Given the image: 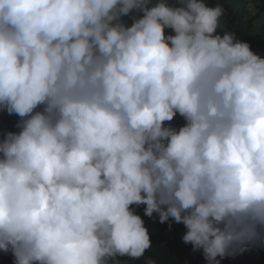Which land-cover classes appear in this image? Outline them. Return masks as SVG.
Returning <instances> with one entry per match:
<instances>
[{"label": "clouds", "instance_id": "obj_1", "mask_svg": "<svg viewBox=\"0 0 264 264\" xmlns=\"http://www.w3.org/2000/svg\"><path fill=\"white\" fill-rule=\"evenodd\" d=\"M225 11L0 0V264H264V49Z\"/></svg>", "mask_w": 264, "mask_h": 264}, {"label": "trees", "instance_id": "obj_2", "mask_svg": "<svg viewBox=\"0 0 264 264\" xmlns=\"http://www.w3.org/2000/svg\"><path fill=\"white\" fill-rule=\"evenodd\" d=\"M208 0L210 5L219 3L225 8V15L221 18L224 30L232 31L236 36L246 41L250 46H260L264 49V32L258 36L254 20L264 13V0ZM257 9H259L257 11Z\"/></svg>", "mask_w": 264, "mask_h": 264}, {"label": "rangeland", "instance_id": "obj_3", "mask_svg": "<svg viewBox=\"0 0 264 264\" xmlns=\"http://www.w3.org/2000/svg\"><path fill=\"white\" fill-rule=\"evenodd\" d=\"M255 23L257 24V26L260 28L261 31L264 30V16H260L259 18H257L255 20ZM252 51L261 54V48L260 47L252 48Z\"/></svg>", "mask_w": 264, "mask_h": 264}]
</instances>
